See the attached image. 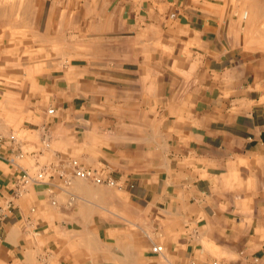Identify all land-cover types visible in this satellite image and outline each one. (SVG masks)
Segmentation results:
<instances>
[{
    "label": "crops",
    "instance_id": "crops-1",
    "mask_svg": "<svg viewBox=\"0 0 264 264\" xmlns=\"http://www.w3.org/2000/svg\"><path fill=\"white\" fill-rule=\"evenodd\" d=\"M100 2L85 3V40L68 35L83 53L42 74L32 133L1 146L0 264H264V55L239 13L164 0L161 27L140 0ZM59 10L36 7L27 38L60 42ZM71 158L118 184L64 182ZM23 169L48 173L17 194Z\"/></svg>",
    "mask_w": 264,
    "mask_h": 264
},
{
    "label": "rangeland",
    "instance_id": "rangeland-1",
    "mask_svg": "<svg viewBox=\"0 0 264 264\" xmlns=\"http://www.w3.org/2000/svg\"><path fill=\"white\" fill-rule=\"evenodd\" d=\"M140 1L144 5V10L149 11L148 21L161 25V27H168L173 23V20L170 19H158L156 15L165 10V6L162 4L164 0ZM217 1L223 3L227 9L239 13L240 18L243 20L246 35L249 37L248 44L255 52L264 55V0ZM124 2H128V0H124ZM85 3H92L91 8L94 9L96 4L99 6L101 2L100 0H0L1 134L7 136L15 134L21 141H24L32 133L27 127L38 118L37 116L41 113L39 109L48 104V96L52 94L49 88H45V80L41 78L42 74L50 70L53 66L52 61L60 59L62 69H66L69 53H83L82 45H76L73 52V45L71 48L67 40L68 35L73 37V34H75L76 42L85 40L83 19L87 17L84 16V13H89V7ZM38 6L43 8L45 18L48 17L47 13L57 11V7L60 8V21L65 27L60 42H55L52 45L51 42H34L38 38H27V34L30 32L22 28H26L33 22V14H35ZM68 6L75 10L74 26H76V29L80 26L81 31L67 30L68 13L69 11L73 12V10L68 9ZM73 13L72 15L69 14V21L73 19ZM3 23H8V25L4 26ZM10 23L13 25L12 29H7L5 32L4 28H8L7 26H10ZM30 25L32 27V24ZM161 27L158 31L151 32L154 33L156 40L164 37L165 33L161 30ZM145 35L148 36L149 34L146 33ZM171 36L169 35L167 38ZM29 40L33 42H29ZM46 92H49V94ZM113 97L110 96V98ZM40 146L41 143H39V146L29 147L26 151L30 153L39 150ZM22 162L27 166L33 164L30 157Z\"/></svg>",
    "mask_w": 264,
    "mask_h": 264
},
{
    "label": "built area",
    "instance_id": "built-area-1",
    "mask_svg": "<svg viewBox=\"0 0 264 264\" xmlns=\"http://www.w3.org/2000/svg\"><path fill=\"white\" fill-rule=\"evenodd\" d=\"M246 17V15H245ZM47 113L49 115H54L55 114V108L51 107L47 110ZM50 139L51 136L49 133L46 131L44 138H43V143L45 147H48L50 145ZM22 141L15 135H4L0 133V156L2 155L1 151V146H13L15 147L16 145L20 144ZM22 153H20L21 155ZM65 166H67L70 169V173L62 172L61 176L64 178V182H70L71 181V175L85 179V180H90L96 184H107L110 186H116L117 180L109 175L105 174L104 171L100 168L96 167H87L84 166L80 160L71 158L67 159L65 161ZM47 170L46 169H41L37 171H29L28 169H23L20 175L18 176V180L15 185V193L21 194L22 191L25 190L26 186L34 183V182H42L46 179L47 176ZM3 207L0 205V219L3 218ZM162 247L157 245L153 247V250L155 252L161 251ZM209 264H220L219 260H213Z\"/></svg>",
    "mask_w": 264,
    "mask_h": 264
}]
</instances>
